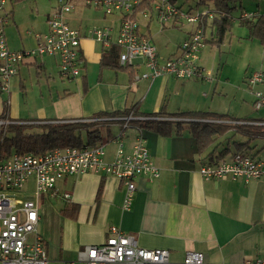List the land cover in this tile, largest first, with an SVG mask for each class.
I'll use <instances>...</instances> for the list:
<instances>
[{
  "label": "crops",
  "instance_id": "crops-1",
  "mask_svg": "<svg viewBox=\"0 0 264 264\" xmlns=\"http://www.w3.org/2000/svg\"><path fill=\"white\" fill-rule=\"evenodd\" d=\"M13 5L16 4L7 0L5 9H7L8 22L4 27V34L6 26L15 25L11 8ZM58 9L57 4L46 14L44 32L26 33L32 38L28 41L29 50L37 43L36 35L48 32V17ZM63 19L80 33L79 76L71 80L62 78L59 74L58 58L44 55L41 58L24 59L17 67L16 74L9 80L11 85L14 77H19L20 73L29 72L31 69L35 70L36 77H40L46 73L44 60L49 58L52 67L57 69L61 81L69 82L70 88L52 98L51 114L42 111L33 121L39 123L93 121L95 118L92 117L99 112L110 113L133 109L137 113L131 118L134 121L152 118L149 115L161 109L168 113L194 111L228 115L233 121H220L246 123L263 131L250 142L248 154L264 164V159L260 157L261 151L264 150V120L254 118L250 114L238 116L239 114L216 112L214 99L208 100L215 92L212 86H214L213 82L217 81L215 72L218 67L215 64L217 59L215 53L212 50L204 52V48L207 44L218 47L224 40L223 38L219 45L216 43V27L212 25V20L211 37L209 39L204 33L205 43L198 64L203 69L210 68L209 71L211 70L213 74L211 80L214 77V81L200 83L202 79H177L167 75L153 79H136L137 75L146 71L140 59L131 66L135 71L132 77L126 71L101 66L103 53L108 51L110 46L106 47L102 42L88 35L87 30L90 26L110 28V34L115 38L121 15H107L100 7L75 0L73 9L66 13ZM148 19L145 29L140 27L138 21L139 32L151 40L149 35L153 13ZM208 20L204 21L203 29L208 26ZM239 24L244 23L239 21ZM200 25L197 24L195 27L198 28ZM171 26L175 27L176 24ZM191 27L181 41L196 29ZM6 45L14 52L24 51L27 48L25 44L13 47L6 42ZM177 48L178 46L170 50L167 57L176 55ZM206 54H211L213 59L211 64L202 63ZM116 61L120 65L118 57ZM106 71L115 74L114 82L102 81L109 74L104 73ZM118 80L119 89L115 91ZM180 80L184 83L178 82ZM19 88L24 96V86L21 81ZM102 88L108 89V93L115 92V94L104 99L100 96ZM203 89H207V92H201ZM0 93H6L9 97V85L7 92L0 91ZM14 106L16 105L9 98L6 101L0 100V116H5L6 120L3 121L5 124L22 123L21 121L24 120L19 117L10 118L9 111ZM252 109L256 112L260 110H256L254 106ZM122 117L111 119L122 121ZM158 119H166V117H158ZM114 124L118 129L112 134V139L122 132L125 150H128L127 142L137 135L142 137L153 164L159 169V176L153 180L145 176L135 178V191L128 209H123L125 188L114 176L85 173L57 180L51 191L40 195L37 199L39 220L36 231L27 236L28 240H32L34 234L42 238L50 264H64L70 261L84 264L78 259L79 253L87 245L104 243L111 235L110 227H115L120 233L131 236L139 247L168 250L170 261L175 263L182 262L187 252L200 253L203 256L201 264H256L257 261H264V180L255 179L247 183L228 178L205 180L199 174L201 165L208 163L209 153L216 158L222 150L230 149L222 157L228 159L234 153L233 143L247 141L249 138L247 135L241 133V137L245 138L244 141H232L231 144L227 141L226 147L216 150L219 144L217 140L224 134L226 136V133H229L233 136L234 133H239L232 129L228 130L217 137L213 147L210 146L199 154L195 140L186 130L181 136L162 135L139 130L133 123L124 129L122 123L116 121ZM257 138L261 142L256 140ZM112 139L105 146L103 145L106 162L113 159L116 149ZM109 146L112 148L111 151L106 150ZM26 186V196H29L33 190L32 182L29 181ZM63 208H67V212L61 211Z\"/></svg>",
  "mask_w": 264,
  "mask_h": 264
},
{
  "label": "built area",
  "instance_id": "built-area-1",
  "mask_svg": "<svg viewBox=\"0 0 264 264\" xmlns=\"http://www.w3.org/2000/svg\"><path fill=\"white\" fill-rule=\"evenodd\" d=\"M75 0H57L59 9L48 17V32L36 35V47L30 50L14 52L8 49L4 27L8 22L7 11L0 16V91L7 92L9 80L16 74L17 67L24 59L41 58L44 55L58 58L59 74L66 80L80 73V33L71 28L63 19L73 9ZM85 4L100 7L105 14L121 15L118 33L115 38L110 28L91 27L87 34L102 42L106 47L115 45L119 49L118 61L122 66L134 65L142 60L145 72L136 79H153L159 76H172L177 79L211 80L212 73L199 66V53L204 46L205 36L201 28L194 29L180 42L177 54L172 57H160L152 42L139 32L138 20L131 18L133 9L144 0H80ZM7 0H0V12L5 11ZM156 14L163 27L169 22L195 24L204 18H211L207 12L191 13L184 11L170 0H156L152 10L141 11L139 16ZM253 89L264 83V76L254 72L246 79ZM254 108L264 106V95L253 92ZM129 114L121 120L126 124L131 120ZM5 124L0 121V125ZM112 141L116 144L113 159L104 160L103 145L92 147H56L39 155L0 154V264H50L44 241L34 234L31 241L28 234L36 231L39 220L37 199L51 191L57 180L70 175L102 173L119 179L124 188L123 209H128L135 191V178L145 176L150 180L159 176V169L153 164L149 151L140 135L127 142L125 150L122 132ZM199 174L205 180L225 179L242 180L245 183L264 180V164L248 153H234L228 159H219L215 163H205L199 168ZM32 182V193L21 195L27 183ZM65 197H68L65 195ZM110 236L104 243L87 245L79 253L78 259L84 264H201L203 256L197 252H187L180 263L171 262L169 251L161 248L146 249L137 246L129 235L110 227ZM64 264H75L74 261ZM256 264H264L257 261Z\"/></svg>",
  "mask_w": 264,
  "mask_h": 264
},
{
  "label": "rangeland",
  "instance_id": "rangeland-1",
  "mask_svg": "<svg viewBox=\"0 0 264 264\" xmlns=\"http://www.w3.org/2000/svg\"><path fill=\"white\" fill-rule=\"evenodd\" d=\"M196 1L197 0H175L174 4L184 11H189V7H191V13L198 12L202 14L203 12L208 11V13L213 17V13L209 9L204 8L203 6H196ZM56 2L57 0H24L21 3L11 6L16 26L9 24L5 28V38L8 45L20 47L22 44H25L27 47L25 50H29L30 47H28V41L32 38L27 36L26 33L29 32L33 34L37 32H44L46 30V14L51 11V7L55 5L57 6L58 2L57 4ZM240 5L241 8L231 11V19H233V22H231L230 29L226 33L222 44L218 47L207 44L204 48V52L212 50V52L215 53L217 56L215 64H217L216 66L218 67L215 72L217 73V81L213 82L214 86H212L214 87L215 92L209 96L208 100H210V98L214 99L216 112H228L232 115L239 114L238 116L250 114L254 118H261L264 120V106L258 112L252 109V104L255 100L253 92H260L264 95V83H260L253 89H250L245 82L247 77L254 72H260L264 76V45L256 39L249 38V28L245 24H239V21H248L254 19V16L264 15V0H241ZM195 8L198 9L195 10ZM6 11L7 9L0 12V16ZM150 15H138L137 20L139 21L141 28H146L145 26L149 21L148 17ZM212 17L210 19L206 17L195 24L182 22V24L179 25L178 23L175 27L171 26V24H173L172 22H169L161 28L162 26L158 22L156 14L153 13V20L150 25V41H152V44L157 49V52L161 54L159 56L167 58L168 52H170V50H174V48L180 44L179 42L184 37L186 32L192 28L191 26L195 27L197 24H201L198 28L203 30L202 27L205 26L204 21L208 19V26L205 29V35L210 39V23L214 18ZM91 27L93 26H90V28ZM98 27L101 28L100 26H97L96 28ZM34 47H36L35 44L32 48ZM27 58L29 59L30 57ZM211 62H213L211 54H206L202 63L208 65L209 63L211 64ZM44 63L46 66L45 74H42L40 77H36L34 69L29 70V72H22L19 77L13 78L11 85L9 84V97H7L6 93H0V100L6 101L9 98L12 103L18 106L10 108V118L19 117L20 119H24L21 121L22 123L32 124V126H28L24 129V131L28 133H39L42 131L37 126L39 122L33 121V119L37 118L42 111L46 114H51L52 108L50 105H52V98H55L56 94L60 95L64 90L70 88L69 82H62L58 77L57 69L52 67L51 60L49 58H45ZM205 68L207 70L210 69L207 67ZM107 72L108 71L104 73ZM107 75L108 76L102 81L114 82L115 74L110 72ZM117 75L120 77L119 73H117ZM20 81L24 86V96L21 94L19 88ZM211 81H214V77L213 80H201L200 83H209ZM178 82H181V84L184 83L182 80ZM119 84L118 80L117 85L114 88L115 91L119 89ZM203 91L207 92V89H203L201 92ZM114 94L115 92L108 93V89L105 90V88H102L100 96L106 99ZM96 127L99 128L102 133V145L104 146L108 143L106 135L107 130H109L111 134H115L118 129V126L115 125L113 121L107 123L104 122L103 124L95 126V128ZM226 134V136L224 134L219 140H217V143L219 144L217 145L216 150L226 147L227 141L230 143L232 141L241 142L245 140V138L241 137V133H234L233 136L229 133ZM81 137L82 140H85L86 130L81 131ZM224 137L225 140H223ZM256 140L261 142L258 138ZM213 146L214 144L211 145V147ZM111 149L112 148L110 146L106 147L107 151H111ZM260 157L264 159V150L261 151ZM26 195L27 190H24L18 198H22ZM29 241L31 240L29 239Z\"/></svg>",
  "mask_w": 264,
  "mask_h": 264
},
{
  "label": "trees",
  "instance_id": "trees-1",
  "mask_svg": "<svg viewBox=\"0 0 264 264\" xmlns=\"http://www.w3.org/2000/svg\"><path fill=\"white\" fill-rule=\"evenodd\" d=\"M12 4H17L23 0H10ZM156 0H144L139 5L135 6L131 18L138 19L141 11L152 10V5ZM172 3L175 0H170ZM187 1V0H185ZM241 0H197L196 6H203L213 13L212 25L216 27L215 41L219 45L225 34L229 31L231 26V11L241 8ZM195 6V7H196ZM191 7H189V11ZM255 17V18H254ZM252 20L243 21L249 28V38L258 40L264 45V15L254 16ZM205 28L203 33H205ZM205 43V41H204ZM107 54V55H106ZM118 48L113 45L108 51L103 53L101 58V66L120 69L128 72L132 77L135 73L131 66H120L117 64ZM131 114L134 116L136 110H123L114 112H99L92 118L93 121H58L38 123L37 126L42 131L39 133H28L24 129L32 124L8 122L0 125V154L10 156L12 153L16 154H33L39 155L56 147H74L84 148L96 145H102V133L99 128L95 126L103 124L104 122H112L116 117H125ZM144 120H129L126 127H130L131 123L135 124L139 130H148L162 135H177L181 136L184 130L195 140L198 153H203L209 148L217 139L228 130H235L236 132L247 135L249 138L243 143H233L234 153H248L250 149L249 144L253 138L259 136L263 131L259 128L248 125L246 123H223L220 120L233 121L228 115L215 114L211 112H194V111H177L173 113L165 112L161 109L157 113L149 115ZM155 117V118H154ZM158 117H166V119H158ZM5 116H0V121H5ZM118 123L123 121L116 120ZM113 121V122H116ZM186 126V128H184ZM86 130V138L82 140L81 131ZM107 142L113 138L109 130L106 132ZM230 149L222 150L216 158H213L209 153L208 163H215L228 153ZM233 153V154H234ZM67 208L61 211L67 212Z\"/></svg>",
  "mask_w": 264,
  "mask_h": 264
}]
</instances>
